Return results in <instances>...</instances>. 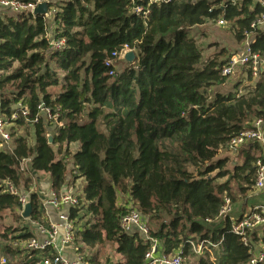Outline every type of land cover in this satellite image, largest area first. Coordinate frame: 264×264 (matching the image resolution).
I'll return each mask as SVG.
<instances>
[{
    "label": "trees",
    "instance_id": "1",
    "mask_svg": "<svg viewBox=\"0 0 264 264\" xmlns=\"http://www.w3.org/2000/svg\"><path fill=\"white\" fill-rule=\"evenodd\" d=\"M49 6L55 8L51 36L64 41L56 52L49 47L48 20L0 15V113L8 119L14 115L17 126L30 124L34 142L30 149L25 139L16 138L11 152L0 151V218L16 210L24 221L16 199L1 188L4 181L17 187L22 160L30 159L33 173L47 174L51 189L59 193L68 159L76 170L73 179L85 183L78 207L68 211L80 224L75 245L91 249L112 243L121 258L117 264H143L150 242L120 228L121 217L134 209L165 256L182 251L184 264H247L253 245L264 243V237L254 232L245 246L230 232L229 218L205 221L217 218L225 197L234 201V188L242 195L253 191L254 163L264 161L260 147L242 146L240 164L231 172L227 160L217 156L253 120H264V70L255 81L246 71L248 85L241 91L236 84L233 91L211 97L210 89L228 80L221 71L230 55L221 51L202 61L201 49L188 33L222 19L237 43L252 36V51L264 59V33L251 28L263 13L260 6L252 0L236 6L223 0H169L149 5L145 20L131 14L130 0ZM124 49L134 53V61L110 76L106 60ZM6 88L13 89L9 97ZM41 103L57 110L63 122L52 134L43 119L31 124ZM23 109L27 117H22ZM71 145L78 150L69 153ZM117 192L127 194L132 207H120ZM30 204L28 220L44 223L35 194ZM146 217L155 227H149ZM30 238L25 227L0 235L11 243L3 252L18 257L14 264L39 263L37 253L13 247ZM202 240L218 246L204 248L198 257L189 242Z\"/></svg>",
    "mask_w": 264,
    "mask_h": 264
},
{
    "label": "built area",
    "instance_id": "2",
    "mask_svg": "<svg viewBox=\"0 0 264 264\" xmlns=\"http://www.w3.org/2000/svg\"><path fill=\"white\" fill-rule=\"evenodd\" d=\"M49 3H65L71 2L72 0H43ZM42 0H36L31 4H22L13 0H0V15H9L12 17H17L21 14H30L34 8L43 2ZM97 1V0H89ZM131 1V14L145 20L149 14V5H161L169 0H130ZM242 0H223L224 3L236 6L239 5ZM145 3V6L141 5ZM256 4L260 6L263 13L256 21L251 24V28L255 31L264 28V0H256ZM51 8L49 7V10ZM54 11H50V18L45 20L52 21ZM218 24L223 26L225 22L220 19ZM50 32V31H49ZM49 47L52 52H56L62 49L64 45L63 40H55L49 33ZM250 35H247L243 43L242 48L236 53L231 54L224 67L222 68L221 74L224 77H231L238 71H248L251 75L252 81L258 79L259 75L264 70V59L252 51L249 40ZM253 39V37H251ZM132 52L130 50L124 49L118 54H113L111 59L106 60L105 66L111 68L112 71L109 75L112 76L115 70V65L117 61H123L124 56ZM22 117H27V109H23ZM39 119H43L48 123L52 130H57L63 126V123L59 121V115L57 110L54 112L46 107L44 104H40L37 107V114L31 120V124L36 123ZM10 121L15 120L13 115ZM264 120L255 119L250 124L249 127L241 131L238 135L233 137L227 147L226 151L232 155H235L238 150L248 144H256L260 147L263 157H264V133H263ZM50 135H47L49 138ZM11 143L10 133L7 131L6 122L3 120V115L0 113V147H6ZM9 149V146L8 148ZM10 150V149H9ZM0 151H3L2 149ZM5 152H11L5 151ZM68 162V172L70 179H73L76 175L75 168ZM29 163L28 174L33 178L35 174L30 169V159L22 160L19 164V171L25 173L26 165ZM255 168V183L253 191L264 192V161L262 159H257L254 163ZM69 179V180H70ZM34 186V185H33ZM2 192L8 194L16 199L20 209L21 214L26 204L30 203L31 195L35 194L40 203L41 209L43 210V221L44 223L34 222L28 220V227L30 232H32V238L25 241V251L27 253H37L39 257L38 264H88L84 258L75 250V239L77 235L76 220L69 217L68 211L70 209H75L78 207L79 201L78 196L72 194L69 190H64L63 188L59 193H56L52 189H47L43 194L42 192L37 195L31 190L27 192H22L13 183L9 181H4L1 183ZM51 215L55 218L52 219ZM231 202L230 199L225 197L223 199V207L214 220H206V223H213L219 220H224L229 218L230 222V232L238 236L243 245H249L250 235L258 228H264V206L258 205L252 208L250 213L241 218L234 219L231 216ZM121 230L129 235L138 234L144 240L150 242V250L146 253L143 264H184L182 251H177L172 256H165L158 252V242L149 239V230L146 220L140 213L134 209H130L128 213L120 219ZM194 255H199L202 253L204 248L211 247L216 249L217 244L212 243L209 240H202L197 245L189 242ZM264 255L263 253L252 254L250 260L247 264H263Z\"/></svg>",
    "mask_w": 264,
    "mask_h": 264
},
{
    "label": "rangeland",
    "instance_id": "3",
    "mask_svg": "<svg viewBox=\"0 0 264 264\" xmlns=\"http://www.w3.org/2000/svg\"><path fill=\"white\" fill-rule=\"evenodd\" d=\"M59 4V3H55ZM50 6L48 5V8ZM50 11L55 12V8L51 7ZM48 28L50 29V32L53 30V25L51 23V19L48 22ZM264 33V28L260 29ZM49 32V33H50ZM188 36L190 38H193L196 40L199 48L201 49L202 54V61H205L207 58L215 56L220 54L221 51L226 52L227 55H231L233 53H236L238 50L242 48V43H237L234 39L233 32L231 30V27L228 24H224L223 26H220L218 24V21L216 22H207L206 24L198 27L192 28ZM252 37V36H251ZM249 37V40L251 41L252 38ZM125 67V64L122 61H117L115 65V70L117 72H120ZM245 71V70H244ZM242 71L237 75L234 74L233 76L229 77L227 82L223 84L222 86L215 87L210 89L209 95L212 97L215 93H227L229 91L234 90V85H239V91L243 89L248 83L246 82V73ZM59 74V73H58ZM13 89L6 88L4 90V95L9 97ZM54 93H57V89L51 90ZM3 120L6 122L7 131L10 133L11 136V143L8 145L9 149L12 151L14 148L13 142L16 138H23L25 139L28 147L32 149L33 147V132L32 127L30 124H26L24 126H17L16 124H12V121H10L7 117L3 116ZM63 123V122H62ZM48 124V123H47ZM48 131L50 134L54 132L52 130L51 126L48 124ZM49 134V135H50ZM51 137V135H50ZM6 147H0V150L3 151H10ZM56 148H54L55 150ZM57 150V149H56ZM77 150L76 145H71L69 147V153H74ZM218 159H226V169L227 171L231 172L232 169L240 164L239 160L236 155L234 156H228L226 158H222L221 156H217ZM29 169V163L26 165V171L25 173L21 172V180L20 183L17 185L18 189L22 192H27L32 189L34 193L37 195H42L47 189H51V187L48 185L50 181L47 179L46 176H36L31 178L30 174H28ZM190 171H195L194 169H190ZM46 181L47 184H44L43 181ZM70 181H73V183L68 184L69 191L79 196L81 195V191L84 187V181L82 179H70ZM224 180H219V182H223ZM34 185V186H33ZM71 188V189H70ZM68 190V189H67ZM42 194H39L41 193ZM234 201L231 203V216L235 217L240 212L244 214H249L250 208H252L254 205L260 204L264 206V196L260 194H256L255 191L248 192L245 195L240 194L237 189L234 188ZM251 196V198H249ZM117 198H118V204L119 206H127L132 207V203H130L129 198L127 194L117 192ZM252 210V209H251ZM19 211H13V212H3L1 214L0 218V235L4 233V231L8 228H11L12 231L15 229L21 230L22 228H28L30 231V228L28 227V220L19 221L18 217ZM148 220V225L150 228L155 227L156 222L154 220H150L149 217H146ZM166 217L163 216V221H166ZM77 227L80 226L79 223L76 224ZM11 237V236H10ZM8 237V238H10ZM25 242H21L19 244H13V247L18 248L20 251H25L24 244ZM11 243L0 239V264H14L16 260H18V257H11L9 255H6L3 252V247L10 246ZM78 253L84 258L88 264H117L120 262L121 258L117 253L115 252V245L112 243H104L102 245L95 246L91 249H86L84 246H81L79 243H76L75 245ZM256 250L262 251L264 253V243L263 242H257L255 243ZM189 263V262H187Z\"/></svg>",
    "mask_w": 264,
    "mask_h": 264
},
{
    "label": "crops",
    "instance_id": "4",
    "mask_svg": "<svg viewBox=\"0 0 264 264\" xmlns=\"http://www.w3.org/2000/svg\"><path fill=\"white\" fill-rule=\"evenodd\" d=\"M253 1V3H256V0H252ZM243 46V45H242ZM239 51V50H238ZM123 62V61H122ZM124 63V62H123ZM124 64H126V63H124ZM242 71L240 70V71H238L237 72V75L239 74V73H241ZM262 129H263V133H264V124H263V127H262ZM77 146V150H78V145H76ZM76 150V151H77ZM238 153V152H237ZM235 154L238 158H240L239 157V153L238 154ZM219 156H221L222 158H226V157H230V156H234V155H232V154H230V153H228L226 150H223V151H221L219 154H218ZM239 160V162H240V159H238ZM70 163V162H69ZM71 164V163H70ZM72 165V164H71ZM69 171V170H68ZM39 174H40V176L42 175V176H46L47 177V179L50 181V179H49V176L47 175V174H44V173H38V174H35V176L34 177H36V176H39ZM70 177V175H69V172H68V175H67V177H66V183H65V185L62 187L64 190H66V189H68L69 190V188H68V184H69V182H70V184L71 183H73V181H70L69 178ZM43 183L44 184H47L46 183V181L44 180L43 181ZM85 184V183H84ZM48 185L50 186V183H48ZM71 189V188H70ZM256 194H260V195H263L264 196V192H256ZM249 198H251V196L249 197ZM258 205H260V204H257V205H254L253 207H255V206H258ZM252 207V208H253ZM252 208H250V211H251V209ZM250 211H249V213H250ZM248 215V214H247ZM231 216V215H230ZM240 216H246V214H244V213H242V212H240L237 216H235V217H233V216H231L232 218H234V219H237V218H240ZM51 217H52V219H54L55 218V216L54 215H51ZM216 223H218V221H216ZM255 235H256V237H258V238H261V237H264V233H263V228H258V229H256L255 231ZM253 232V233H254ZM252 233V234H253ZM158 252L159 253H161V251H160V247L158 246ZM257 253H263L262 251H258V250H256V247H255V244L253 245V249H252V254L254 255V254H257ZM202 255V253L201 254H199V255H197L198 257L199 256H201ZM263 255H264V253H263ZM185 264H195V263H192L191 261H189V263H186L185 262ZM264 264V263H263Z\"/></svg>",
    "mask_w": 264,
    "mask_h": 264
},
{
    "label": "water",
    "instance_id": "5",
    "mask_svg": "<svg viewBox=\"0 0 264 264\" xmlns=\"http://www.w3.org/2000/svg\"><path fill=\"white\" fill-rule=\"evenodd\" d=\"M32 16L33 17H46L47 19L50 18V12H49V8H48V2L47 1H43L42 3L38 4L34 10L32 11ZM135 59L134 53L133 52H129L124 56V60L127 63H131L133 62ZM49 143H51V137L48 138ZM31 204L28 203L25 205L23 212H22V218L24 220H28L30 218L31 215Z\"/></svg>",
    "mask_w": 264,
    "mask_h": 264
}]
</instances>
